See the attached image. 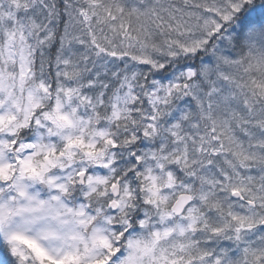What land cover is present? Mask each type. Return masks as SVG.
<instances>
[{"label":"snow or ice","instance_id":"6c2138e0","mask_svg":"<svg viewBox=\"0 0 264 264\" xmlns=\"http://www.w3.org/2000/svg\"><path fill=\"white\" fill-rule=\"evenodd\" d=\"M0 264H264V0H0Z\"/></svg>","mask_w":264,"mask_h":264}]
</instances>
